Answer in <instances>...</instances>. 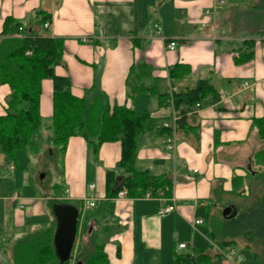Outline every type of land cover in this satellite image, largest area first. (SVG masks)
<instances>
[{"label": "crops", "instance_id": "1", "mask_svg": "<svg viewBox=\"0 0 264 264\" xmlns=\"http://www.w3.org/2000/svg\"><path fill=\"white\" fill-rule=\"evenodd\" d=\"M248 1L258 0H0V42L10 38L4 33L7 22L62 40V64L55 72L70 79L75 97L91 99L100 93L111 106L132 108L138 115L149 111L162 125L170 126L167 136L144 135L141 144L139 140L136 161L138 171L168 181L164 200L111 197L108 172L123 178L117 171L122 157L119 142L105 143L96 151L83 137L71 138L63 156L66 189L56 198V194L43 197L33 190V175L18 165V158L16 165H6L0 156V264H13V246L53 223L52 200L77 205L79 226L89 227V236L101 228L112 230L108 241L102 242L111 264H173L176 252L204 248L199 240L207 234L208 238L210 232L199 228L210 220L209 203L216 205L219 193L249 195L250 187L264 191L260 128L264 121V38L261 42L249 38L253 32L247 37L232 35L228 25H220L231 12H227L228 5ZM43 20L50 22L48 29ZM156 24L162 27V37L155 32ZM15 38L22 39L20 34ZM170 42H178L176 51L167 49ZM199 81L210 83L218 101L206 98L179 128L174 101L167 105L159 96L188 92ZM223 92L228 97L225 103L219 99ZM10 95V87L0 85V117L7 115ZM53 98V83L44 80L43 120L52 119ZM168 139L174 142V152L167 149ZM92 148L97 158H92ZM98 158L102 186L94 196L97 187L89 185L95 187L91 191L87 182L96 174ZM33 161L30 171L37 169ZM90 198L96 207L83 206ZM162 206H175V211L160 216ZM98 208L99 214L86 217V212ZM199 219L204 224L194 230L191 224ZM188 231L200 238L191 241L188 250L178 252V244L189 238ZM86 241L77 240V255Z\"/></svg>", "mask_w": 264, "mask_h": 264}, {"label": "trees", "instance_id": "2", "mask_svg": "<svg viewBox=\"0 0 264 264\" xmlns=\"http://www.w3.org/2000/svg\"><path fill=\"white\" fill-rule=\"evenodd\" d=\"M258 1L261 6L255 13L260 15L250 12L245 19L253 21L259 27L261 25L264 29V0ZM20 27V24L7 22L4 33L10 38L0 42V85H8L11 89L7 101V115L0 117V156L4 163L16 165L20 151L39 155L37 133L44 124L40 112L42 82L51 80L54 98L50 131L54 155L64 156L68 142L73 137H83L96 151L105 143L119 142L122 146V157L117 171L123 174V188L113 192L118 175L115 171L108 172L107 184L111 197H116L123 189L133 198H143L148 192L157 194L160 190L167 194L170 189L168 181L147 171H138L136 161L142 136L160 138L169 135V130L167 131L161 121L154 118L149 111L138 115L132 108L111 106L100 93H95L91 99L75 97L71 92L70 79L58 76L55 72L62 64L63 41L39 36L30 30L24 39L15 38L20 34ZM249 43L255 45L256 42ZM28 52L31 53L30 56L27 55ZM252 55L253 53L248 57ZM179 67L181 65L175 66L170 71L171 75L176 74ZM210 96L213 101H218L213 87L207 81H199L192 90L174 95V106L180 117L179 128L188 113L198 104L202 105ZM159 98L169 104L168 95H160ZM260 125L264 139V121ZM261 154L264 155V152ZM254 194V203L246 210L239 211L236 219H222L221 224H217L216 220L212 222L208 239L209 243L222 250H237V240L243 239L245 247L253 251L257 264H264V192ZM57 204L69 203L55 200L50 202L51 209ZM56 226L54 218L50 226L20 239L13 246V264H73L74 258L62 263L56 254ZM91 237V252H88L86 246L78 255L75 264H111L105 253V245L98 235L92 233ZM210 249L211 246L208 249L193 247L182 255L176 252L173 264H222L224 260L221 256L216 254L212 257L209 254Z\"/></svg>", "mask_w": 264, "mask_h": 264}, {"label": "rangeland", "instance_id": "3", "mask_svg": "<svg viewBox=\"0 0 264 264\" xmlns=\"http://www.w3.org/2000/svg\"><path fill=\"white\" fill-rule=\"evenodd\" d=\"M221 3V2H220ZM235 6V7H234ZM239 6V7H238ZM261 6V2L260 1H254V2H239L235 5L229 6L227 8V12L231 11L228 16L226 18L223 19V21L220 23V25H228V27L230 28L232 35H238L240 37H247V35H249L250 33H255L254 36H248L251 39H254L256 41H262L261 39L264 38V29L263 27L260 25L257 26V24H255L253 21H248L247 19H239L241 16L243 17H247L248 13H254L255 15H260V13H255L258 12L256 9H258V7ZM243 21V22H242ZM249 22L248 24L246 23ZM232 27V28H231ZM261 31V32H260ZM260 33V34H257ZM237 43L239 41L235 40ZM164 90V89H163ZM152 103H157L156 99H153ZM153 105H150V111L152 110ZM50 126H51V120L50 119H44V124L42 126V128L38 131L37 133V139H38V145H39V155H35L32 152L29 151H20L17 154V158H18V165L22 166L25 168L26 171H29L30 175L32 174V183L34 185L33 189L34 191L36 190V192H38V194H40V192L42 193L43 197H46L47 194H56V196L54 198L57 197L58 193H60V190L65 191L66 189V184L64 182V175H63V169H64V162H63V156L62 155H54L55 149H54V145L52 142V137H51V131H50ZM144 136L141 137L140 139V144L142 143V140H144ZM91 156L92 158H97L96 156L93 155V148L91 149ZM36 160V166L37 169L30 171L29 170V164L31 163V161ZM98 161L95 163V167H96V174L90 176V178L88 179V189H89V185L93 184L97 187V191L93 193V195L95 196L97 193H99L101 186H102V179L99 176V165H101V160L98 158ZM30 162V163H29ZM34 162V161H33ZM105 169V167H104ZM253 171V170H252ZM251 171V173H252ZM251 175V174H250ZM250 182H253L254 184H256V180L255 179H251ZM251 189V190H250ZM250 190V194L249 195H245L244 194H235L234 195H225V194H221L219 193V195H217V206L215 204H211L209 203V205H212L211 210H209V214H210V220L208 221V223L203 226L200 227L199 229H204L206 231V234L211 232L212 229V222H215L217 224H221L222 222V213L223 210L226 208V206L231 205V206H235L240 212L246 210L251 204L254 203L255 201V195L254 193H260L262 194V189L260 188H254L252 189V187L249 188ZM36 194V193H35ZM37 195V194H36ZM215 199V198H214ZM216 200V199H215ZM54 201V200H52ZM220 204V205H218ZM47 206V202L45 204ZM216 206V207H215ZM219 206V207H218ZM99 208L95 209L94 211L91 212H86V217L89 219V217L91 215L94 214H99ZM208 212V210H207ZM224 220V219H223ZM107 221V220H106ZM102 224H104V222H101ZM98 223V224H101ZM102 227V226H101ZM197 230V229H196ZM99 232H97L96 234L99 235V233L101 232V237H99L100 241L105 243L108 241V238H106V236H110L112 235V230L105 232L104 228H101V231L98 230ZM208 231V232H207ZM89 227H85V225H82V227L79 226V232H78V239L82 238L85 239L86 238V244L88 246V252H91V236H89ZM200 233V232H199ZM187 236H189L188 239H186L185 244H190L191 241L195 240H199V234L197 235L195 232L193 231H188V233L186 234ZM208 235V234H207ZM207 235L206 238L204 240L201 239L199 241H201L200 246L204 247V248H209L211 246V243H209V240H207ZM80 236V237H79ZM195 236V238H194ZM197 236V237H196ZM190 239V240H189ZM220 240V239H219ZM221 241V240H220ZM218 241V242H220ZM239 242V245L237 247V250L239 252V254L241 255V257L243 258L242 262L239 264H257V261L254 257L253 251L246 248V243L245 241H243V239H238L237 240ZM221 243V242H220ZM79 248V247H78ZM78 248H75L74 253H73V257H74V261L72 262L73 264H75V262L77 261V253L76 250H78ZM184 253V252H183ZM209 254L212 257H215V255L217 254L215 251H212V249L209 250ZM182 255V254H179ZM222 264H226V263H222Z\"/></svg>", "mask_w": 264, "mask_h": 264}, {"label": "water", "instance_id": "4", "mask_svg": "<svg viewBox=\"0 0 264 264\" xmlns=\"http://www.w3.org/2000/svg\"><path fill=\"white\" fill-rule=\"evenodd\" d=\"M121 188H123V178H117L113 192ZM52 213L57 222L54 235L55 251L60 261L66 263L74 258L73 253L78 240L80 211L72 204H57L52 208ZM238 215L239 210L235 206L225 208L222 213L225 221H232Z\"/></svg>", "mask_w": 264, "mask_h": 264}, {"label": "built area", "instance_id": "5", "mask_svg": "<svg viewBox=\"0 0 264 264\" xmlns=\"http://www.w3.org/2000/svg\"><path fill=\"white\" fill-rule=\"evenodd\" d=\"M221 4H223L221 2ZM43 27L45 29H48L50 27V22L49 21H46L44 22L43 24ZM155 32L158 36L162 37L163 36V30H162V27L159 25V24H156L155 25ZM19 33L21 35V38L24 39L28 33V30L24 27H20L19 28ZM178 42H170L168 45H167V49L169 51H176L178 49ZM28 56L31 55L30 52L27 53ZM247 87V84L244 85V88ZM227 93H221L219 94V99H220V102H223L225 103L227 101ZM174 101V93L171 92L168 96V103L169 104H172ZM196 110H200L201 109V105L198 104L195 108ZM237 109H240L238 107H236V110ZM176 120V119H175ZM163 127L166 128V129H169L170 126L169 124L165 123L163 124ZM167 149L170 151V152H174L175 150V146H174V142L172 139H168L167 141ZM197 173V172H195ZM94 186H91L90 187V190H94ZM128 196V192L126 190H121L118 194H117V199H124ZM165 197V192L160 190L159 192H157V194H153L152 192H148L146 195H145V198H159L161 200H164L163 198ZM83 206L86 207V208H94L96 207V202L93 200V199H87L85 200V202L83 203ZM175 211V206H171V207H167V206H162L159 210V215L160 216H163V215H166V214H170V213H173ZM204 224V221L203 220H195L191 226L194 230H196L199 226L203 225ZM211 243V242H210ZM211 247L213 249V251H215L218 255L221 256V258L224 260L225 263L227 264H239L242 262L243 258L241 257V255L239 254L238 250H236L235 248H230L228 250H222L220 249L217 245L211 243ZM190 248V245L188 244H185V243H180L178 244L176 250L178 252H183L185 250H188Z\"/></svg>", "mask_w": 264, "mask_h": 264}]
</instances>
